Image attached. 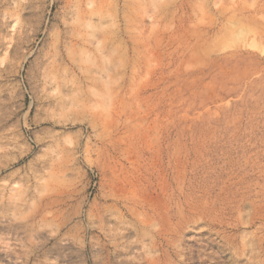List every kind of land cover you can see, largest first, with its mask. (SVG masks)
Here are the masks:
<instances>
[{
	"label": "rangeland",
	"instance_id": "1",
	"mask_svg": "<svg viewBox=\"0 0 264 264\" xmlns=\"http://www.w3.org/2000/svg\"><path fill=\"white\" fill-rule=\"evenodd\" d=\"M0 264H264V0H0Z\"/></svg>",
	"mask_w": 264,
	"mask_h": 264
},
{
	"label": "bare ground",
	"instance_id": "2",
	"mask_svg": "<svg viewBox=\"0 0 264 264\" xmlns=\"http://www.w3.org/2000/svg\"><path fill=\"white\" fill-rule=\"evenodd\" d=\"M51 74V73H49ZM56 76H50V75H47L46 78H47V83L50 84L51 82H53V80L55 79Z\"/></svg>",
	"mask_w": 264,
	"mask_h": 264
}]
</instances>
